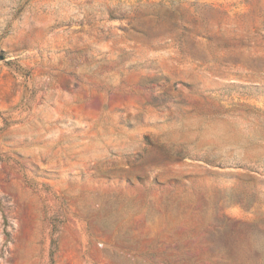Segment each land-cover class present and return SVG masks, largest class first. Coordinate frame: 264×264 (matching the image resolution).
Returning a JSON list of instances; mask_svg holds the SVG:
<instances>
[{
  "label": "rangeland",
  "instance_id": "374dc122",
  "mask_svg": "<svg viewBox=\"0 0 264 264\" xmlns=\"http://www.w3.org/2000/svg\"><path fill=\"white\" fill-rule=\"evenodd\" d=\"M0 264H264V0H0Z\"/></svg>",
  "mask_w": 264,
  "mask_h": 264
}]
</instances>
